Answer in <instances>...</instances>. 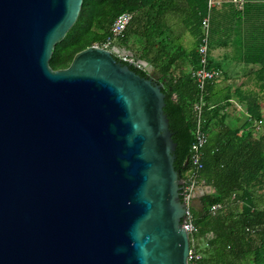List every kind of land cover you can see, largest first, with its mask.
<instances>
[{
  "label": "water",
  "instance_id": "1",
  "mask_svg": "<svg viewBox=\"0 0 264 264\" xmlns=\"http://www.w3.org/2000/svg\"><path fill=\"white\" fill-rule=\"evenodd\" d=\"M82 4L0 0V264H187L162 84L95 46L49 66Z\"/></svg>",
  "mask_w": 264,
  "mask_h": 264
},
{
  "label": "trees",
  "instance_id": "2",
  "mask_svg": "<svg viewBox=\"0 0 264 264\" xmlns=\"http://www.w3.org/2000/svg\"><path fill=\"white\" fill-rule=\"evenodd\" d=\"M176 1L83 0L77 21L55 45L49 66L52 70L67 68L78 51L106 40L118 15L130 13L131 21L119 44L130 47L136 59L149 63L157 75L156 81L162 84L163 111L176 144L174 167L183 179L188 169L185 162L194 141L192 105L197 97V84L191 72L198 67L197 46L207 0H179L185 2L191 13L186 27L194 36L196 47L190 52L177 44L172 30L164 22L168 5ZM227 8L230 10L225 12L228 23L225 32L220 31L226 37L224 41L217 33L220 28L216 20L221 15L214 9L211 12L208 58L216 47L231 45L228 39L234 41L236 37L233 46L237 47L240 60L258 67L254 75L263 79L264 0H244L242 9L231 5ZM132 69L141 77L156 76ZM213 84H207V106L203 109L207 141L201 150L199 178L214 193L200 199L201 209H191L197 228L196 252L201 256L198 264H264V209L258 208L253 198L255 191L264 189V116L258 98L254 94L243 98L239 89L228 93L223 98L224 104H210ZM263 90L264 84L259 86V91ZM232 95L246 103L249 118L240 127L235 118L227 120L230 115L225 112ZM253 122H262L260 131ZM216 204L223 208L211 215L209 209Z\"/></svg>",
  "mask_w": 264,
  "mask_h": 264
},
{
  "label": "built area",
  "instance_id": "3",
  "mask_svg": "<svg viewBox=\"0 0 264 264\" xmlns=\"http://www.w3.org/2000/svg\"><path fill=\"white\" fill-rule=\"evenodd\" d=\"M238 9H242L244 0H231ZM219 5L215 0H207L206 14L201 20V36L197 46V52L199 55L198 67L191 72V77L197 84V97L192 105L194 114V141L190 146L189 157L187 158L188 169L184 173V178L181 179V198L185 206L186 212L182 222V227L189 237L190 250L187 258V264H198L201 256L196 252V245L194 236L197 233V228L194 226L193 217L191 215V209L193 207V197L195 189L199 186H204L203 181L199 178V173L202 169L201 163V150L205 146L207 141V133L203 126V109L207 106L206 97L207 84L210 82H217L221 79L222 71L218 67H214L209 62L208 58V43L210 33V17L213 9ZM132 15L130 13H122L118 15L113 21L109 35L102 43H95L92 46L99 47L105 50H109L114 57L123 64L128 65L135 70L147 73L146 62L136 59L134 56L121 53L116 47L115 42L120 41L123 33L130 23ZM235 106L237 104L235 102ZM262 122H253V126L256 129H260ZM233 198L235 195L232 196ZM223 207L220 204H216L210 207L209 213L211 215L216 214Z\"/></svg>",
  "mask_w": 264,
  "mask_h": 264
},
{
  "label": "crops",
  "instance_id": "4",
  "mask_svg": "<svg viewBox=\"0 0 264 264\" xmlns=\"http://www.w3.org/2000/svg\"><path fill=\"white\" fill-rule=\"evenodd\" d=\"M215 1H217L219 5L214 8V11L216 12V14L221 15L218 16L216 20L217 25L220 28L217 33L219 34V38L224 41L226 40V37L222 36L220 31L224 33L225 25H227L228 23L226 19L227 17L225 15L230 10H228V8L226 9V6L231 5L234 8V6L236 5L231 0ZM190 18L191 13L187 5L184 1L179 0H177L175 3H170L168 5L167 12H165L164 14L165 25L170 28V30H172L177 44L184 47L187 52L194 50L196 47V40L186 27V23L189 22ZM184 35H189V37L192 39L189 41V44L188 41L184 39ZM228 42H232V44L216 47L211 52L212 59L214 60V62H218L219 64L216 66L222 71L223 78H221L217 82H214V84L212 85V89L209 93L210 104H224L225 102L223 98L226 97L228 93L232 94L235 89H239V91L242 92L243 98L250 93H254L253 91H257V96L259 98L258 104L260 105L259 108L261 109V113L264 116V101L259 97L260 95H263V93L260 92L259 89H257V87L259 88V86L264 84V78L257 79L255 77L254 72L258 69V67L246 65L240 60L238 49L236 46H233L234 44H236V37L234 41L233 38L228 39ZM187 45H189V47ZM115 47L121 53L133 55L130 47H122L120 46L119 42L118 44H115ZM236 54H238V58L236 57ZM147 65L151 66L149 63H147ZM151 68L152 75H156L154 68L152 66ZM153 79L156 80L157 75ZM253 88H255L256 90H250ZM228 102L230 104L225 109V112L229 114L230 117L227 120L235 118L237 121V126H242L245 121H247V118H249L247 110L245 109L246 103L237 101V99L233 97V95L232 98L228 100ZM231 102H235L237 106H235L234 103ZM253 196L257 207L264 209V189L255 191Z\"/></svg>",
  "mask_w": 264,
  "mask_h": 264
},
{
  "label": "rangeland",
  "instance_id": "5",
  "mask_svg": "<svg viewBox=\"0 0 264 264\" xmlns=\"http://www.w3.org/2000/svg\"><path fill=\"white\" fill-rule=\"evenodd\" d=\"M184 39L186 40V41H188V44H189V41L190 40H192L190 37H189V35H184ZM118 40L115 42V44H118ZM188 47H189V45H187ZM210 59V61H211V63H212V65L214 66V67H217L216 65H219L218 64V62H214V60L210 57L209 58ZM221 78H223V75L221 76ZM257 89H259L258 87H257ZM250 90H256L255 88H253V89H250ZM254 93H250V94H254L255 96H257V91H253ZM262 93H263V95H260L259 97H260V99L261 100H263L264 101V90L262 91ZM257 98H258V96H257ZM259 99V98H258Z\"/></svg>",
  "mask_w": 264,
  "mask_h": 264
}]
</instances>
